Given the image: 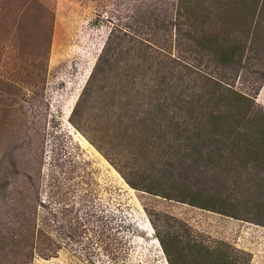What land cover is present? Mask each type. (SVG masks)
<instances>
[{"label":"rangeland","instance_id":"obj_1","mask_svg":"<svg viewBox=\"0 0 264 264\" xmlns=\"http://www.w3.org/2000/svg\"><path fill=\"white\" fill-rule=\"evenodd\" d=\"M39 1L38 12L53 14L49 33L45 24L37 25L32 7L20 15L21 0H0V264H264V215L243 212L236 219L126 181L125 175L135 177L131 171H149L152 162L161 166L146 126L164 123L167 93L158 90L153 75L91 76L115 27L117 35L129 32L124 46L134 43L132 37L165 43L147 47L149 61L172 59L182 71L183 61L191 63L187 73L194 78L227 71V85L264 112V0H254L259 8L247 18L255 21L258 36L237 70L216 68L212 55L191 40L176 41L169 21L178 19V0ZM225 2L224 9L231 4ZM200 5L194 20L202 17ZM179 19L177 27L188 29ZM231 28L235 42H242L244 26ZM137 58L133 48L128 60L138 66ZM174 109L167 118L181 126L189 121ZM177 141L184 142L183 134ZM132 163L134 170L122 168ZM248 187L264 190L261 184ZM163 235L185 246L181 257L173 250L172 262Z\"/></svg>","mask_w":264,"mask_h":264},{"label":"trees","instance_id":"obj_2","mask_svg":"<svg viewBox=\"0 0 264 264\" xmlns=\"http://www.w3.org/2000/svg\"><path fill=\"white\" fill-rule=\"evenodd\" d=\"M224 2L178 0L175 8L178 19L169 22L177 30L176 41L179 44L191 40L197 47L195 49L212 55L216 68L220 66L222 70H237L244 65L243 56L247 44L250 47V40L258 36L255 21H247L249 15L255 14L257 5H254V0H229L225 2V7H228V3H231L230 6L224 9ZM200 3L202 17L194 20V9ZM42 5L39 0H21L16 8H22L20 15H29L32 7L37 25L45 24L49 33L52 26L48 22H52L53 14L47 10L38 12ZM180 17L188 25L185 31L177 27ZM238 19L240 22L237 24ZM154 21L157 22L158 18ZM232 24L236 28L241 25V29L244 26L245 38L242 42L240 39L235 42L236 37L230 35ZM116 29L113 27L110 30L91 76L106 75L112 71L126 78H143L151 74L152 80L158 81V90L167 93L161 104L164 123L157 125L158 130L155 129L157 126H146V131L151 132L148 137L150 145L154 148L156 144L154 149L162 154L163 160L158 158L161 166L157 168L155 162H152L149 171H131L135 177L125 175L126 181L134 188L204 209L217 210L236 219H243V212L263 216L264 190L245 188L246 184L264 185V112L261 108L248 94L227 85V71L214 76L197 69L203 73L199 74V78H194L187 73V70L193 68L191 63L183 61L182 67L186 70L182 71L172 66V59L157 60L151 56L154 59L149 61L147 47L152 46L157 50L165 43L159 46L155 37L151 39L157 42L155 44L151 42V37L146 42L142 38L136 40L132 37L134 43L124 46L123 37L129 32L121 33L119 30L124 35L121 36L116 34ZM259 34L264 39V28ZM125 42L128 43L126 39ZM133 48L137 60H141L138 66L128 60ZM151 88H155L154 84H151ZM171 105L175 107L173 114L176 115V111L182 115L186 113L185 118L193 122V126L188 127L189 121L181 126L173 117L167 118ZM174 128L181 129L184 142L177 141V137L182 134L174 135ZM133 163L132 166L128 164L122 168L129 171L126 168L132 167L134 170ZM232 200H237L238 204ZM161 243L171 262L173 250L180 257L185 252V246L180 245L174 235H163Z\"/></svg>","mask_w":264,"mask_h":264},{"label":"bare ground","instance_id":"obj_3","mask_svg":"<svg viewBox=\"0 0 264 264\" xmlns=\"http://www.w3.org/2000/svg\"><path fill=\"white\" fill-rule=\"evenodd\" d=\"M69 103V102H68ZM70 109V108H69ZM83 139V141H82V143L85 145V146H90L91 147V149H93L94 150V148L88 143V141L85 139V138H82ZM96 152V151H95ZM98 154V153H97ZM99 155V154H98ZM100 156V155H99ZM101 159L103 160V163H107L106 162V160L104 159V158H102L101 157ZM112 171L114 172V173H116V171L112 168ZM119 179L120 180H122V182L124 183V185L125 186H127L130 190H131V187L122 179V177L121 176H119Z\"/></svg>","mask_w":264,"mask_h":264}]
</instances>
